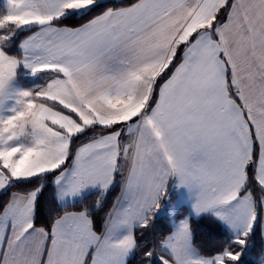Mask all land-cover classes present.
<instances>
[{
  "label": "snow or ice",
  "instance_id": "snow-or-ice-1",
  "mask_svg": "<svg viewBox=\"0 0 264 264\" xmlns=\"http://www.w3.org/2000/svg\"><path fill=\"white\" fill-rule=\"evenodd\" d=\"M0 264H264V0H0Z\"/></svg>",
  "mask_w": 264,
  "mask_h": 264
}]
</instances>
